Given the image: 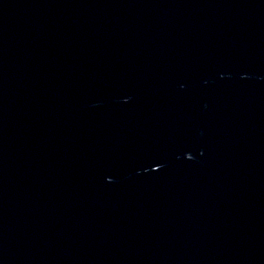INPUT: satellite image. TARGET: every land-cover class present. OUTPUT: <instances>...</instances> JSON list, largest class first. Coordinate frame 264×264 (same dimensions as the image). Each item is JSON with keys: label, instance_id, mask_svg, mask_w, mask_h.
<instances>
[{"label": "water", "instance_id": "water-1", "mask_svg": "<svg viewBox=\"0 0 264 264\" xmlns=\"http://www.w3.org/2000/svg\"><path fill=\"white\" fill-rule=\"evenodd\" d=\"M0 264H264V0H0Z\"/></svg>", "mask_w": 264, "mask_h": 264}]
</instances>
